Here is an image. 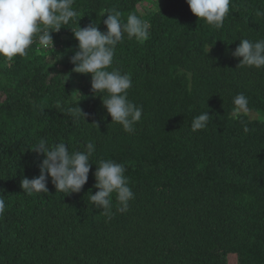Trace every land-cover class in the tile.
Here are the masks:
<instances>
[{"label":"trees","instance_id":"1","mask_svg":"<svg viewBox=\"0 0 264 264\" xmlns=\"http://www.w3.org/2000/svg\"><path fill=\"white\" fill-rule=\"evenodd\" d=\"M144 1L75 0L81 15L51 33L53 49L0 58V264H264V68L238 67L231 55L241 39H264L255 15L264 0H231L219 30L186 0L141 13ZM103 10L151 25L143 43L124 35L108 69L132 77L128 99L142 107L132 133L112 124L91 77L72 71L71 29L95 22L106 31ZM241 93L258 118H230ZM78 107L85 119L73 115ZM204 112L207 127L193 132ZM41 138L70 151L95 143L81 192L56 191L50 177L48 193L23 192L21 179L40 174L43 156L31 148ZM100 159L124 164L134 192L110 220L91 202Z\"/></svg>","mask_w":264,"mask_h":264},{"label":"clouds","instance_id":"2","mask_svg":"<svg viewBox=\"0 0 264 264\" xmlns=\"http://www.w3.org/2000/svg\"><path fill=\"white\" fill-rule=\"evenodd\" d=\"M186 3L199 21L203 20L219 30L229 14L231 0H186ZM74 5L75 0H0V58L11 62L14 57H25L34 44L53 49L51 33L59 32L73 18L81 15ZM255 15L264 16V10H257ZM101 16L106 27L104 32L99 30V24L95 22L84 28L78 26L71 29L78 41V51L70 61L74 65L72 71L91 77V88L95 94H102L99 96L112 124L117 123L126 133H132L142 118V107L128 99L132 77L122 74L118 69H108L113 65L116 46L122 42L124 35L143 43L150 36L151 25L135 13H129L126 21L122 20L118 11L103 10ZM231 55L242 58L238 67L264 68V39H241ZM60 58L58 56L57 60ZM232 104L230 118L243 123L241 117L251 112L248 98L243 93L238 94ZM71 111L76 117L83 115L79 107L78 111ZM209 120L207 112L199 114L192 119L191 130L196 132L205 129ZM244 131H248L246 125ZM31 149L42 155L43 159L38 176L21 179L20 186L25 194L48 193L49 177L56 191L68 194L81 192L93 165L90 158L96 152L94 142H86L83 151H70L69 146L62 141L49 144L45 138H41ZM124 173L125 165L110 159H100L93 173L96 181L94 187L98 191L91 194V202L94 208L102 209L101 214L109 220L112 219L114 207L124 213L128 210L129 202L134 199V192ZM4 197L0 194V217H3L6 209Z\"/></svg>","mask_w":264,"mask_h":264},{"label":"rangeland","instance_id":"3","mask_svg":"<svg viewBox=\"0 0 264 264\" xmlns=\"http://www.w3.org/2000/svg\"><path fill=\"white\" fill-rule=\"evenodd\" d=\"M159 4H160V0H145L143 3H141V5H139V12L149 13L153 8H155ZM42 49H45V48H42ZM48 59L53 60V58H50V57H48ZM248 116L250 118H258V115L252 112H250ZM231 263H233V260L231 261Z\"/></svg>","mask_w":264,"mask_h":264}]
</instances>
